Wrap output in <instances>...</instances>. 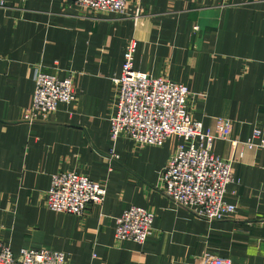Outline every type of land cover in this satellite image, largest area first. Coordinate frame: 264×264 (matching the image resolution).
Returning a JSON list of instances; mask_svg holds the SVG:
<instances>
[{
  "label": "crops",
  "instance_id": "0c3cea01",
  "mask_svg": "<svg viewBox=\"0 0 264 264\" xmlns=\"http://www.w3.org/2000/svg\"><path fill=\"white\" fill-rule=\"evenodd\" d=\"M132 40V68L184 84L190 115L215 135L211 153L238 159L231 215L206 221L162 193L159 173L180 138L144 147L110 138L114 80ZM35 67L72 74L76 98L30 122ZM254 126L264 133V0H129L125 14L88 13L74 0H0V239L15 255L45 247L69 264H201L207 251L264 264V142L242 143ZM61 171L104 185L103 203L80 215L47 209ZM130 206L154 214L142 244L114 235Z\"/></svg>",
  "mask_w": 264,
  "mask_h": 264
},
{
  "label": "built area",
  "instance_id": "2783aa9c",
  "mask_svg": "<svg viewBox=\"0 0 264 264\" xmlns=\"http://www.w3.org/2000/svg\"><path fill=\"white\" fill-rule=\"evenodd\" d=\"M129 0H74L77 8L88 13L125 14ZM139 16L135 8L132 18ZM135 41L124 52L120 77L114 80L111 100L110 138L125 135L134 145L161 146L171 137H178L173 154L159 173L162 193L175 207L183 208L206 221L223 219L236 210V204L226 198L227 188L239 183L234 165L238 159H225L210 151V129H204L200 119L193 118L187 108L190 94L184 84L153 77L132 68ZM32 102L23 119L43 120L61 102L76 98L72 74L59 78L54 73L35 67ZM264 133L254 126L251 136L242 142L245 147L262 146ZM253 139H260L255 145ZM237 140H233L236 145ZM242 154L240 153V157ZM106 189L86 174L61 171L51 177L45 198L47 209L80 215L88 204H102ZM153 212L140 207L125 208L115 220L114 235L119 241L144 243L151 234ZM201 264H231L228 258L204 252ZM0 264H69L65 253L45 247H22L15 255L0 239Z\"/></svg>",
  "mask_w": 264,
  "mask_h": 264
}]
</instances>
